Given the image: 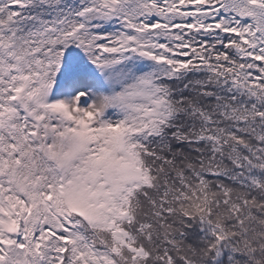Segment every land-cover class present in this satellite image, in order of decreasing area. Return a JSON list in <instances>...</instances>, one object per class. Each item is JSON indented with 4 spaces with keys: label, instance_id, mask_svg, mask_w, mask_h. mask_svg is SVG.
Returning <instances> with one entry per match:
<instances>
[{
    "label": "snow or ice",
    "instance_id": "obj_1",
    "mask_svg": "<svg viewBox=\"0 0 264 264\" xmlns=\"http://www.w3.org/2000/svg\"><path fill=\"white\" fill-rule=\"evenodd\" d=\"M0 264H264V0H0Z\"/></svg>",
    "mask_w": 264,
    "mask_h": 264
}]
</instances>
